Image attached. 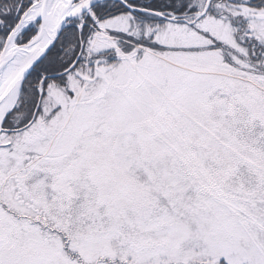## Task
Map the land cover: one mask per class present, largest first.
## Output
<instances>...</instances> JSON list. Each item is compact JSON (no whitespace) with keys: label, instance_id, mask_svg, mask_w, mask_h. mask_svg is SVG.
<instances>
[{"label":"snow or ice","instance_id":"6c2138e0","mask_svg":"<svg viewBox=\"0 0 264 264\" xmlns=\"http://www.w3.org/2000/svg\"><path fill=\"white\" fill-rule=\"evenodd\" d=\"M0 264H264V0H0Z\"/></svg>","mask_w":264,"mask_h":264}]
</instances>
